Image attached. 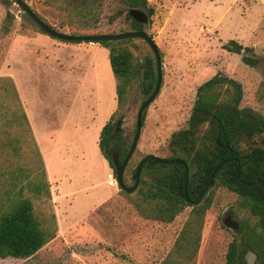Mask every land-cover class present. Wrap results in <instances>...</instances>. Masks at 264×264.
Here are the masks:
<instances>
[{"label": "rangeland", "instance_id": "1", "mask_svg": "<svg viewBox=\"0 0 264 264\" xmlns=\"http://www.w3.org/2000/svg\"><path fill=\"white\" fill-rule=\"evenodd\" d=\"M23 1L36 8L51 27L62 32L72 34L73 31L99 30L102 33H120L132 30L125 12L117 15L114 10L120 6L121 0H106L100 16L76 24L74 30L59 26L64 15L55 8L41 9L34 5V0ZM147 1L154 13L150 22L143 24V30L152 36L159 48L162 84L158 95L144 111L140 137L129 159L128 184L132 183V169L142 157L147 154L171 155L168 149L171 134L186 127L197 87L216 73L240 83V108H250L264 117V0ZM7 13L12 17L7 19ZM40 30L19 5L0 0V216L11 203L23 196L32 202L35 215L45 226L54 227L52 217H56L62 205L66 206L68 217L76 220L93 202L95 191H98L95 186L102 180H105V185L100 189L107 190L108 199L63 237H57L56 232L55 238L34 255L24 259L0 258V264H77L81 262V250L92 254L88 258L90 264H160L172 251L190 214V206L171 223L145 219L120 193L119 187L107 185L103 171L87 169L83 178L74 176L65 180L68 172L57 156L58 173L53 187L48 181L51 197L46 198L44 191L39 195L32 191L34 183L44 180L45 164L25 119L23 104L8 78L11 77V42L14 36L42 35L37 42L39 52L34 55L35 67L40 72L32 77L27 92L36 105L35 111L30 107L32 118L61 125V120L70 122L79 117L76 106L65 108L59 105L58 80L45 63V57L50 55V36ZM232 39L253 49L258 58L256 66L243 63L241 54L225 48ZM137 43L139 61L153 54L150 47ZM21 69V79L24 80L27 73L23 66ZM140 98L136 87L126 105L118 110L116 106L114 110L112 121H121V134L127 144L134 137L137 111L143 103ZM260 137H264V132ZM47 163L50 168L53 159L47 157ZM224 213H231L235 221L246 223L249 228L257 222L248 205L235 192L217 186L213 191L212 204L203 218L197 253L195 257L185 259L183 264H224L228 244L233 239L243 247L240 242L245 236L244 231L239 234L227 227L222 219ZM255 264H258L257 258Z\"/></svg>", "mask_w": 264, "mask_h": 264}, {"label": "trees", "instance_id": "2", "mask_svg": "<svg viewBox=\"0 0 264 264\" xmlns=\"http://www.w3.org/2000/svg\"><path fill=\"white\" fill-rule=\"evenodd\" d=\"M9 1L14 2V0ZM105 2L106 0H34V5L41 9L55 8L64 15L59 26H67L74 30L76 24L100 16ZM131 8L144 11L148 16V22L154 9L147 0H121L120 6L114 9L117 15L125 12L132 30H143V24L129 16L128 11ZM30 9L50 25L36 8L30 7ZM24 14L32 20L27 13ZM6 17L9 19L12 15L7 13ZM40 31L43 32L42 29ZM71 33L101 34L102 32L84 30ZM137 42H142L149 48L142 38L98 42L109 51V62L116 82L117 110L126 105L134 88L138 87L140 100L144 102L156 84L154 55L151 53L139 61ZM225 48L241 54L242 62L247 65L254 67L258 63L252 48L243 47L233 39ZM8 78L18 95L12 78L10 76ZM241 99V85L234 79L216 73L204 81L197 87L186 127L173 132L170 136L168 149L171 155L161 157L166 160L185 161L188 166L187 180H185L184 165L159 163L151 158V154H147L140 167L137 187L131 192L119 188L120 193L135 208L139 216L145 219L171 223L186 207H191L172 251L160 264H183L185 259L195 257L203 218L212 204L213 191L217 186L235 192L243 203L248 205L251 215L257 218L253 227L249 228L246 223L240 224L237 233L241 234L244 231L245 236L240 242L243 247L241 248L239 242L233 239L228 244L224 264H247L243 255L247 249H253L257 254L258 264H264V137H260L264 132V117L250 108H240ZM115 112L102 127L98 140L99 149L114 173L112 155H117L121 164L132 143V141L130 144L126 143L118 122L113 123ZM128 171L129 161L123 172V183L126 187H131L135 182L133 175L136 167L131 171V184L127 182ZM258 178H261L260 183L257 182ZM206 186L207 190L202 199L191 205L187 199L198 200ZM32 191L36 195L44 191L46 198L51 197L45 168L43 182L34 183ZM52 219L54 227L45 226L35 215L32 202L20 196L0 216V258L24 259L34 255L55 238L57 226L54 215Z\"/></svg>", "mask_w": 264, "mask_h": 264}, {"label": "crops", "instance_id": "3", "mask_svg": "<svg viewBox=\"0 0 264 264\" xmlns=\"http://www.w3.org/2000/svg\"><path fill=\"white\" fill-rule=\"evenodd\" d=\"M40 36L42 35L31 37L18 34L12 38L11 78L43 158L47 179L53 187L58 173L55 156L61 159L63 167L68 172L65 180L74 176L83 178L87 169L100 170L106 175L111 168L99 149L98 140L102 127L117 106L115 77L109 62V51L99 43H73L48 37L50 55L45 57V63L50 67L53 77L58 80L59 105H64L65 108L68 105L70 108L76 106L79 117L76 121L61 120L63 121L61 125L58 122L35 121L30 113V107L35 111V100L30 98L27 92L32 77L40 72L34 62V55L39 52L37 42L38 38H42ZM22 66L27 73L24 80L21 79ZM47 157L53 159L50 168ZM103 185L105 180L95 186L98 191H95L93 202L76 220L68 217L66 206H61L55 217L58 226L57 237L66 235L71 227L87 219L91 211L108 199L107 190L100 189ZM60 196L62 199V195ZM79 255L81 262L77 264H90L88 258L92 254L81 250Z\"/></svg>", "mask_w": 264, "mask_h": 264}, {"label": "water", "instance_id": "4", "mask_svg": "<svg viewBox=\"0 0 264 264\" xmlns=\"http://www.w3.org/2000/svg\"><path fill=\"white\" fill-rule=\"evenodd\" d=\"M14 2L19 5L27 15L38 25L42 31L47 34L50 37H53L55 39H58L60 41H67V42H93V43H98L99 41L103 40H119V39H125V38H142L144 39L149 47L151 48L154 58H155V67H156V84L154 87V90L152 93L149 95V97L141 103V105L138 108L137 115H136V122H135V134L132 140V143L130 145L129 151L122 161L121 164L118 162V157L117 155H112V162L114 165V170H115V175L118 181V186L119 188L131 192L133 191L139 182L140 178V173H141V164L145 161L146 157H143L139 163L136 166V171L133 177L135 178V182L131 187H126L123 183V172L125 169V166L127 162L129 161L131 155L133 154L136 146L138 139L140 137L141 133V117L143 111L148 107V105L155 99V97L158 95L161 84H162V62H161V55L158 46L154 42L152 36L145 32L144 30H130V31H125V32H120V33H101V34H70L66 32L59 31L47 23H45L43 20H41L29 7L27 3H25L23 0H14ZM129 16L136 22L145 24L148 22V16L147 14L137 8H131L128 11ZM141 74H143V70H141ZM121 121H118V125H120ZM151 158L159 163H166V164H182L185 166V173H186V180H187V165L186 163L181 160V159H176V160H166L163 159L159 156L150 155ZM213 175H211L212 177ZM260 182V180H259ZM248 184V183H247ZM207 187H205L204 191L206 190ZM203 191V192H204ZM229 228H232L234 230H237L239 228V224L237 221L232 220L230 223L227 224ZM244 259L247 264H255V259H256V254L251 251L247 250L246 254L244 255Z\"/></svg>", "mask_w": 264, "mask_h": 264}, {"label": "flooded vegetation", "instance_id": "5", "mask_svg": "<svg viewBox=\"0 0 264 264\" xmlns=\"http://www.w3.org/2000/svg\"><path fill=\"white\" fill-rule=\"evenodd\" d=\"M182 160V159H181ZM185 162V161H184ZM182 165V164H181ZM187 165V164H186ZM185 167V166H184ZM187 173H188V166H187ZM212 178V177H211ZM185 180H186V173H185ZM259 180H260V182H261V178H258V180H257V182L258 183H260L259 182ZM208 186V185H207ZM206 186V187H207ZM263 188V187H262ZM205 189V188H204ZM204 189H203V191H204ZM206 190H207V188H206ZM205 190V191H206ZM201 192L200 193V195H199V198H198V200H189V199H187V201L189 202V203H191V205H194L195 203H197V202H199L201 199H202V196H203V194L205 193V191L204 192ZM222 219H223V223L227 226V224L228 223H230L232 220H234L233 219V215L231 214V213H224L223 214V217H222ZM238 224H239V227H240V223L238 222ZM228 227V226H227ZM239 229V228H238ZM237 229V230H238ZM234 230V229H233ZM237 230H235V231H237ZM255 254H256V252H254ZM256 258H257V254H256Z\"/></svg>", "mask_w": 264, "mask_h": 264}, {"label": "built area", "instance_id": "6", "mask_svg": "<svg viewBox=\"0 0 264 264\" xmlns=\"http://www.w3.org/2000/svg\"><path fill=\"white\" fill-rule=\"evenodd\" d=\"M106 183L108 186H114V187H119L118 186V181L116 178V175L113 171V169H110L107 173H106Z\"/></svg>", "mask_w": 264, "mask_h": 264}]
</instances>
